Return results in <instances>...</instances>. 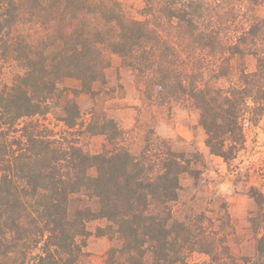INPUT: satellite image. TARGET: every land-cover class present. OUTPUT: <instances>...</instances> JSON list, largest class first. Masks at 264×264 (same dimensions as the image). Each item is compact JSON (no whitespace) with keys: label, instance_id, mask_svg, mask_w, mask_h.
I'll use <instances>...</instances> for the list:
<instances>
[{"label":"trees","instance_id":"16d2710c","mask_svg":"<svg viewBox=\"0 0 264 264\" xmlns=\"http://www.w3.org/2000/svg\"><path fill=\"white\" fill-rule=\"evenodd\" d=\"M142 2L137 16L121 0H0V264H89L93 235L110 242L98 264H190L196 253L264 264L258 187L241 232L225 201L183 198L207 165L197 147L151 129L142 138V124L131 137L94 109L87 121L75 98L100 95L118 56L149 106L195 109L210 153L230 164L246 121L264 116V0ZM55 107L62 130L46 119ZM82 135L111 147L91 152Z\"/></svg>","mask_w":264,"mask_h":264},{"label":"rangeland","instance_id":"374dc122","mask_svg":"<svg viewBox=\"0 0 264 264\" xmlns=\"http://www.w3.org/2000/svg\"><path fill=\"white\" fill-rule=\"evenodd\" d=\"M121 1L138 16L137 11L143 6L142 0ZM106 78L107 84L96 85V89L101 91L96 98L87 94L75 97L85 119L90 120L92 115L89 112L94 109L98 116L106 114L113 117L124 129L131 130V137L136 136V126L142 124V131H139L142 138L147 136L151 129L154 133L151 137L158 136L167 140L175 149H186L189 145L197 147L205 156L207 165H199L202 174L197 188L194 180L187 178L185 184L190 188L182 193L183 198L187 200L192 192L199 190L198 205H202L201 202H205L207 197L217 199L214 204L216 207L225 201L239 230L250 234L248 212L254 205L249 196L250 188L256 186L264 193V116L257 125L246 121V146L239 156L228 164L222 157L210 153L205 144V131L199 123V114L195 109L177 101L159 107L149 106L146 94L143 90L139 91V87L143 86H140L138 77L132 70L123 66L118 56L112 57V65L106 71ZM68 94L66 97L73 96ZM65 101L66 99L60 100L61 107ZM61 107L53 108L46 116L56 130L64 128L57 120L62 115ZM80 142L94 153L111 147L104 135H82ZM109 246L110 242L106 238L94 235L88 238L86 250L90 253L87 259L89 264H98ZM241 247L245 252L251 251L252 242L244 241ZM207 258L205 254L196 253L190 264H200Z\"/></svg>","mask_w":264,"mask_h":264}]
</instances>
